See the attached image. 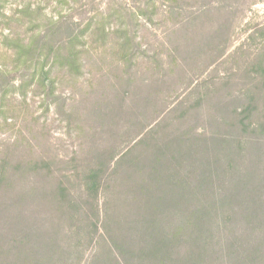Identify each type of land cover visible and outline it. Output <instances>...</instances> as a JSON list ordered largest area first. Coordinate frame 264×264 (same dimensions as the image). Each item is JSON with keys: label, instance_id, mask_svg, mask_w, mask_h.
<instances>
[{"label": "trees", "instance_id": "obj_1", "mask_svg": "<svg viewBox=\"0 0 264 264\" xmlns=\"http://www.w3.org/2000/svg\"><path fill=\"white\" fill-rule=\"evenodd\" d=\"M199 2L170 14L159 51L139 42L133 11L110 30V14L79 29L33 10L31 34L4 39L13 67L0 66V131L20 121L0 146V264H264V47L196 85L236 23L225 5ZM110 36L107 67L70 100L58 94L57 73L76 83L87 40ZM29 95L53 110L58 142Z\"/></svg>", "mask_w": 264, "mask_h": 264}, {"label": "rangeland", "instance_id": "obj_2", "mask_svg": "<svg viewBox=\"0 0 264 264\" xmlns=\"http://www.w3.org/2000/svg\"><path fill=\"white\" fill-rule=\"evenodd\" d=\"M211 1V6L214 9L225 5L227 10L235 14V30L225 57L217 61L204 76L198 77L196 85L206 81L212 86V80L221 82L222 79L237 69L234 62L241 56L239 50L247 51L251 54L248 59L254 60L264 47V0ZM27 8L31 10L23 14L22 11L24 12ZM201 8L202 3L199 0H178L176 7L173 6L172 0H4L0 7V66L9 69L13 67L10 52L3 45L4 39L15 35L22 37L30 35L31 32L28 31L29 20L37 17L32 13L33 10L42 13L39 18L42 21L45 20L44 17H73L75 22L79 21L81 25L79 29L84 28L92 17H106L110 14L112 18L107 24V29L110 30L126 27L130 24L124 20L125 12L123 11L127 13L128 11L136 12L140 15H138L139 20L136 24L138 30L136 35L139 42L150 52H153L161 49L162 44L166 42L167 30L175 26V22H168L171 17L170 14L182 13L184 15L189 12H197ZM141 10L144 11L143 14L140 13ZM118 14H122V19L118 17ZM172 19L175 20V18ZM215 25L210 24V29L213 30ZM34 29L39 28L34 27ZM87 42L89 44L82 56L84 61L83 75L78 81L72 83L63 74L57 73L59 76L58 94L67 100L79 95L88 80L105 69L109 62L114 59L118 44L114 36L107 38L106 42L101 39L96 42L93 38H89ZM28 103L32 114L36 113L41 117L42 122L48 123L53 141L58 142L60 138L58 133L62 132V127L54 117L53 110L45 114L40 108L41 98L38 96L29 95ZM11 104L13 108L21 107L20 99L16 93L12 94ZM19 121H16L15 128L6 132L0 131V146L15 137Z\"/></svg>", "mask_w": 264, "mask_h": 264}]
</instances>
